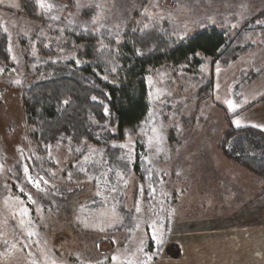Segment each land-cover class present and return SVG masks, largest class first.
Returning a JSON list of instances; mask_svg holds the SVG:
<instances>
[{"label": "rangeland", "instance_id": "rangeland-1", "mask_svg": "<svg viewBox=\"0 0 264 264\" xmlns=\"http://www.w3.org/2000/svg\"><path fill=\"white\" fill-rule=\"evenodd\" d=\"M35 2L36 13L29 18L20 0H0V30L10 55L0 65V245L7 248L0 264H114L113 256L118 257L115 264H178L182 246L189 256L199 239L205 243L202 249L209 245L214 225H227L239 242L242 217L256 218L258 203L252 198L261 181L216 149L224 116L232 112L227 102L234 110L247 105L236 107L225 94L235 92L231 81L222 83L235 69H227L230 64L220 68L200 56L201 65L191 72L185 66L152 69L146 76V120L108 145L58 144L42 154L25 126L21 94L47 77L44 65L70 58L77 67L87 63L84 46L74 52L51 49L52 26L106 29L120 38L131 21H157L186 39L206 27L234 32L264 9V0H44V7ZM208 82L210 97L199 101L198 91ZM252 107L232 124L241 127L252 120L255 125V116L247 112ZM154 128L161 137L158 153L149 145ZM25 166L44 191L28 183ZM22 209L27 217L17 214ZM153 226L157 234L163 232L159 246L152 239ZM29 230L36 235L29 238ZM196 250L200 256L207 252Z\"/></svg>", "mask_w": 264, "mask_h": 264}, {"label": "trees", "instance_id": "trees-1", "mask_svg": "<svg viewBox=\"0 0 264 264\" xmlns=\"http://www.w3.org/2000/svg\"><path fill=\"white\" fill-rule=\"evenodd\" d=\"M20 4L25 15L34 18L35 0H20ZM263 13L261 9L234 32L206 27L186 39L157 21H150L147 28L131 21L120 38L106 29L52 26L51 49L74 52L84 46L87 63L77 67L70 58L44 65L41 71L47 77L22 91L24 122L33 144L45 154L58 144L108 145L120 140L126 128L140 126L147 118L146 76L152 69L185 66V71L191 72L201 65L200 56L211 58L213 66H228L256 48V40L264 34V25L259 23ZM9 56L6 35L0 30V65L6 64ZM211 91V82L203 83L199 101H206ZM263 98L226 114L225 128L216 142L226 160L260 179L252 200L264 196V132L248 125L236 127L232 119ZM6 250L0 245V258Z\"/></svg>", "mask_w": 264, "mask_h": 264}, {"label": "crops", "instance_id": "crops-1", "mask_svg": "<svg viewBox=\"0 0 264 264\" xmlns=\"http://www.w3.org/2000/svg\"><path fill=\"white\" fill-rule=\"evenodd\" d=\"M256 44L253 51L241 56L226 67L227 69L235 68L231 69L229 79H225L226 83L224 79L222 83L228 86L231 81V87L235 89V92L227 90L225 94L229 93L230 97L236 101V107L240 106L242 102L244 104L246 101L248 103L253 99L264 97V34L256 40ZM247 112H251V118L255 116L256 128L264 132V98L257 101L256 105ZM251 121L248 126H253ZM256 201L258 205L255 220L249 222L243 220L244 217L241 219L239 242H234L232 229H228L227 225H214L211 227V231L215 234L209 236V245L202 249L201 245H205V243L199 239L197 245L194 244L196 248L190 250L193 253L191 252L189 256H184V247L182 246L181 255L177 258L176 263L264 264V196ZM249 232H252L251 236ZM197 248L203 250L204 253L207 251L206 254L200 256ZM234 248L236 249L234 250Z\"/></svg>", "mask_w": 264, "mask_h": 264}, {"label": "snow or ice", "instance_id": "snow-or-ice-1", "mask_svg": "<svg viewBox=\"0 0 264 264\" xmlns=\"http://www.w3.org/2000/svg\"><path fill=\"white\" fill-rule=\"evenodd\" d=\"M37 3H38V5L40 7H44L45 6L44 0H37ZM48 7L51 8L52 5H48ZM93 23H95V21H93ZM144 27L147 28L148 26L145 25ZM117 42H119V41H117ZM9 51H11V49H9ZM77 64H79V61L78 60H77ZM113 71H115V69H113ZM15 83L16 84H19L20 81L17 80V81H15ZM93 99H95V97H93ZM65 103H67V101H65ZM226 106L229 109V111H234V105H233V102L232 101H228ZM105 114H107V109H105ZM233 123L235 125L239 126V121L234 120ZM253 127H256V125H253ZM153 133L155 134L154 135V139L149 141V145H150V147H152L153 145H155V150L158 153L160 151V149H159V143H160L161 137L159 136V134L157 133V130L155 128L153 129ZM113 147H116V145H113ZM119 147L124 148V147H127V146L126 145H119ZM141 159L143 161V157H141ZM148 172H149V178H150L151 177V170L148 169ZM24 173H25V176L28 178V183L32 184L33 187H35L37 189V191H44V189L41 188V185H40L39 181L33 180L32 177L29 175V171H28L27 166H25V168H24ZM69 178H71V177H69ZM121 178H123V177H121ZM40 180H43L44 184H47L48 183V181L45 180L43 177H40ZM98 187H99V185H98ZM113 190H115V189H113ZM21 191H22V189H21ZM141 191H143V189H141ZM100 194L101 193L98 191L97 192V195H100ZM29 202H33L32 201V197L30 195H29ZM136 212L137 213H140L141 212V208H140V205H139V201H137ZM17 214L20 215L21 217H27L29 215V213H28V211L26 209H22ZM113 215L115 216L114 210H113ZM20 223H21V226H23L24 225V220L21 219ZM28 223L30 225L31 224V221L29 220ZM109 226H114V225L112 223H110ZM85 227H87V224L86 223H85ZM26 234H27V236L29 238H31L34 235H36V233L34 231H31V230L27 231ZM152 239H153V241L157 242V246H159L163 242V232L160 231V233L157 234V231H156L155 226H153ZM113 242H115V241H113ZM141 243H143V241H141ZM13 247H15V245H13ZM149 259H151V257H149ZM112 260H113V262L115 264V262L118 260V257L117 256H113L112 257ZM33 264H35V262H33ZM46 264H56V261L55 260H51L50 262L46 261ZM128 264H131V262L129 261Z\"/></svg>", "mask_w": 264, "mask_h": 264}]
</instances>
